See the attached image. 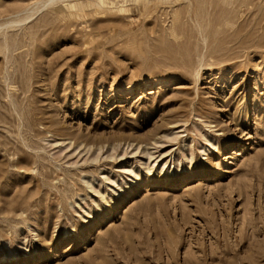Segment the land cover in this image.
<instances>
[{
	"label": "rangeland",
	"instance_id": "obj_1",
	"mask_svg": "<svg viewBox=\"0 0 264 264\" xmlns=\"http://www.w3.org/2000/svg\"><path fill=\"white\" fill-rule=\"evenodd\" d=\"M47 1L0 0V264H264V0Z\"/></svg>",
	"mask_w": 264,
	"mask_h": 264
},
{
	"label": "bare ground",
	"instance_id": "obj_2",
	"mask_svg": "<svg viewBox=\"0 0 264 264\" xmlns=\"http://www.w3.org/2000/svg\"><path fill=\"white\" fill-rule=\"evenodd\" d=\"M54 2H57L56 0H48L44 5H42L41 7H38L37 9H36V11L38 12V11H40L42 8H44L45 6H47V5H49V4H53ZM221 2L224 4V5H226V6H235V4H237L238 2H240V4L241 5H243V4H245L246 3V1L245 0H221ZM95 4L98 6V7H102L104 4H105V0H95ZM26 17V16H25ZM24 17V19H18V20H15V21H11V22H4V23H0V30L1 29H3V28H7L9 25H11V24H16V23H21V22H25V21H27L31 16H28V17H26L25 18ZM231 23L230 22H227V25H230ZM201 26V25H200ZM200 35H201V37H202V39H203V42L204 43H206V37L204 38V35H203V33L201 32L200 33ZM198 130V132H200V130L199 129H197ZM180 133H183V132H178L177 134H171V136H170V140L169 141H177L178 140V136L180 135ZM202 138L204 139V140H206L207 141V139H206V136L205 135H202ZM209 142V141H208ZM161 144V143H160ZM212 146H213V144H211ZM190 152H191V156L193 157L194 156V154H193V150H192V148L190 149ZM143 153H145L148 157H149V159H151L152 158V154L147 150V151H143ZM127 154V153H126ZM183 156H184V153H183ZM192 161V160H191ZM168 164V161L167 162H165V165L164 166H166ZM146 169L150 172L151 171V168H149V166H148V168L146 167ZM130 172H132V173H134L133 171H130ZM134 176H138V174H134ZM107 180L108 181H110L111 182V179H109V178H107ZM113 182V181H112ZM93 191L95 192V193H98V191L97 190H95L94 188H93Z\"/></svg>",
	"mask_w": 264,
	"mask_h": 264
}]
</instances>
